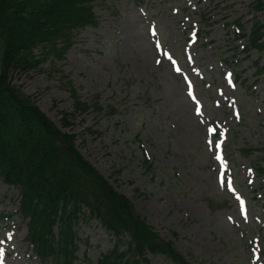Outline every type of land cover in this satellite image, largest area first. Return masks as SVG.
<instances>
[{
	"label": "rangeland",
	"instance_id": "1",
	"mask_svg": "<svg viewBox=\"0 0 264 264\" xmlns=\"http://www.w3.org/2000/svg\"><path fill=\"white\" fill-rule=\"evenodd\" d=\"M256 2L95 0L96 23L74 29L61 56L38 47L43 62L14 74L58 126L71 122L64 129L83 155L192 264H264V172L255 167L264 168V50H246L231 25L264 22ZM248 146L258 150L244 156ZM18 200L0 179V264H40ZM77 234L75 264H94L114 244L93 220ZM148 264L171 263L151 255Z\"/></svg>",
	"mask_w": 264,
	"mask_h": 264
},
{
	"label": "trees",
	"instance_id": "2",
	"mask_svg": "<svg viewBox=\"0 0 264 264\" xmlns=\"http://www.w3.org/2000/svg\"><path fill=\"white\" fill-rule=\"evenodd\" d=\"M94 1L0 0V179L18 189L17 213L26 222L25 240L40 264H75L81 242L78 225L92 220L115 240L94 264H148L149 254L162 255L172 264H191L83 155L76 135L63 129L71 122L62 117L58 127L13 81L16 72L28 73L43 62L47 50L38 55V47L61 56L72 44L74 29L95 24ZM256 10H263L261 0ZM234 26L247 49L264 50V23L255 21L248 33L239 20ZM72 95L76 110L89 107L75 91ZM257 149L241 150L248 156ZM140 160L152 169L145 151ZM255 167L264 172L259 163Z\"/></svg>",
	"mask_w": 264,
	"mask_h": 264
},
{
	"label": "snow or ice",
	"instance_id": "3",
	"mask_svg": "<svg viewBox=\"0 0 264 264\" xmlns=\"http://www.w3.org/2000/svg\"><path fill=\"white\" fill-rule=\"evenodd\" d=\"M176 70L179 71V69H176ZM189 94L191 95V91H190ZM197 111H199V109H197ZM213 131H214L213 129H209V133H210V134H211ZM215 147H216L217 149H219V148H220V144L217 143V144L215 145ZM217 159H218V160L221 159V156L219 155V153L217 154ZM222 167H223V165H222ZM227 187H228V189H229L230 191L232 190V182H231V180L227 181ZM241 207H242V210H243V201H241Z\"/></svg>",
	"mask_w": 264,
	"mask_h": 264
}]
</instances>
